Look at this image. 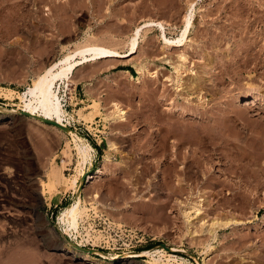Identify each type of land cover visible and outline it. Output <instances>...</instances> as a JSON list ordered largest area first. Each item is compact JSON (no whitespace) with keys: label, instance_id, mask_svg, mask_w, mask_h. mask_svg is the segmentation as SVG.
I'll return each mask as SVG.
<instances>
[{"label":"rangeland","instance_id":"rangeland-1","mask_svg":"<svg viewBox=\"0 0 264 264\" xmlns=\"http://www.w3.org/2000/svg\"><path fill=\"white\" fill-rule=\"evenodd\" d=\"M189 17L194 27L185 47L169 49L161 28H144L137 53L80 67L74 82L60 89L64 108L74 116L73 127L62 123L71 133L20 112L41 115L33 82L68 51L100 44L126 52L136 28L148 20L166 23V36L177 40L187 35ZM182 51L187 61L179 59ZM249 54L255 61L244 72L208 86V109L183 100L187 89L179 95L180 75L188 85L194 77L205 78L215 57ZM114 103L127 111L125 120L114 118ZM0 105V264H92L73 245L81 240L96 245V254H86L109 264H158L150 257L158 250L183 257L184 264H264V0H0ZM224 105L244 111L237 108L238 123L225 129L231 145H219L214 159L198 151L211 176L190 181L186 188L192 184L196 193L182 195L177 188L184 163L175 164L171 151L183 136L212 130L209 116L217 118ZM195 113L205 119L198 122ZM149 115L161 127L157 132ZM75 136L94 148L86 179L98 168L103 174L88 186L81 177L73 189ZM232 143L241 145L242 155L232 153ZM110 144L120 151L108 152ZM236 164L239 173L231 170ZM240 190L242 196L228 194ZM199 196L206 197L207 220L220 215L244 223L211 240L208 231L195 227L197 220L189 225L183 217L188 202ZM79 197L89 210L76 238L64 233L60 217Z\"/></svg>","mask_w":264,"mask_h":264},{"label":"bare ground","instance_id":"bare-ground-1","mask_svg":"<svg viewBox=\"0 0 264 264\" xmlns=\"http://www.w3.org/2000/svg\"><path fill=\"white\" fill-rule=\"evenodd\" d=\"M166 25L167 24L164 23L163 21H156V20L145 21L141 27L138 26L136 28L137 30L135 31L134 35L129 40V44H128L129 49L126 52H120L116 48H112L110 46H102L100 44H89L87 46L82 45L83 48L68 51L67 54H65L64 56L53 60L49 64L48 68L45 70L44 75L42 77L37 76V78L33 82L32 92L34 93V97H35V99H34V104H36L35 108H36V111L43 116H41L37 113H31L29 111H26V112L30 113L31 115H34V117H38V119L43 120V121H44V119L52 120V121L56 120L55 122H58L60 125L65 127L64 129L59 127L60 129L71 133L74 130L73 128H71L74 126V125L73 126L71 125L73 120H74V116L67 109H65L63 104H62L61 95H60V89H61L62 85H64L63 87H69L72 84V82H74V77H75L74 75H75L76 71L85 64L97 62L102 58H125V57H129L130 55H132L134 53H137L140 49V41H141L140 38L142 36L141 31L144 28H148V29L161 28L163 31L162 38L164 39V45L166 47H168L169 49H172L175 47H182V46L185 47L189 41V38L191 36L192 30L194 27V22L192 21V19L189 17L187 20V28H188L187 35L185 37H178L177 40H173V41H171V39L166 36ZM84 47H88V48H84ZM182 52H184V51H182ZM234 54H236V53H234ZM251 55H253V54H251ZM245 56L244 57L241 56V58L239 57V59H233V60H227V59H224L223 57H222L223 59H221V60L220 59L216 60L215 58H217V57H215V58L213 57L214 59L211 57L210 59H213V60H212V64H211L212 66L210 65V70L208 72L203 71V73L204 72L207 73L205 78L203 76L194 77L193 80L192 79H190L191 81L189 80L190 84H188V85H185V81H184L185 78L182 77V75H180L177 79V88H178L179 95H183V93H184L183 91L187 89L188 95H186V96H188V98H184L183 100L188 99L189 101L192 102V106L195 105V108H197V109H199L200 107L207 108L209 101L212 100V99L208 98L207 93L209 94L213 90L212 88H209L208 86L211 84L212 86H210V87L215 88L214 86H216V85L218 86L220 82H223L224 80H226L227 76L229 78L230 74L237 75L239 73L244 72V70H246V68L250 65L252 60H254V59H252V56L251 57L250 56L245 57ZM179 59L187 61L186 52L181 53ZM168 63H170V62H168ZM183 67H184L183 64H179V66L175 67V68L177 69V71H181ZM146 68H147L146 63L141 65L138 68L139 74L142 75V73H144L145 70H147ZM208 73H209V75H208ZM140 77L141 76L138 77V80L140 79ZM233 79H234V77H233ZM203 89H204L203 93H205V94H201V91H203ZM210 89H212V90H210ZM12 91L10 92V95L13 94ZM212 92H211V95L213 96ZM180 98H181V96H179L177 99H180ZM195 99H197V100L195 101ZM217 99H218V97H217ZM191 102H189V103H191ZM253 102L256 103V101H253ZM241 103L247 104L246 101L241 102ZM225 105H224V107H222V109H220V111H222L221 113H223L222 115H221V113L219 114V116L221 115L220 118H218L219 116L217 118H216V116L215 117L209 116L208 120H210L211 123L214 124V127H211L212 130H209V131H207V130L203 131L202 130L203 132L199 131V133L195 131V133H193L194 135L193 134L191 135L192 136L191 138H187V137L183 136L182 139L180 140V143L178 145L176 144V147L173 148V150H175V151H171V152H173V157H174L173 162L175 164H177L179 161L184 163L183 164V171H182L184 176L181 180L182 184L179 186V188H177V192H179L182 195L188 194V196L190 197V196H193L194 193H196L197 190H195V187L192 186V184L190 186H188L189 188H186L187 183H189L190 181L196 182L199 179L208 180L211 176L210 171L205 168V165H204L206 163L205 158H202L201 155L198 156V154H200L198 151L202 150L204 155H206V153H207L208 156H211L210 158L214 159V158L218 157V155L221 153V151L219 152V148H218L219 145L225 146V147L231 145L229 143L230 142L229 139L226 136L227 133L225 132V129L229 126V123L231 121L233 123H236V122L238 123L239 118H237V116L239 114L237 115V112L240 111L241 113H243L244 111L241 110L242 109L241 107H239V108L237 107L238 104L236 107L238 109H240L239 111L235 107L227 108V107H225ZM114 106L116 109L114 112L115 113L114 118H116L117 120L118 119L119 120H125L126 119L125 115H126L127 111L124 110L123 108H121L118 103H114ZM22 111H25V110H22ZM150 115H149V117H150ZM199 115L200 114H196V113L193 114V116H195V119L198 120V122L200 120L202 121L205 119V117L202 116L204 114L201 115L202 117H200ZM213 115H215V114H213ZM162 116H164V115H162ZM155 119L156 118L150 117L148 122H149V125L151 124V127L154 126V120ZM195 119L193 121H195ZM62 123L65 125L71 126V127H67V126L63 125ZM194 125H192V126H194ZM211 126H213V125H211ZM196 127L198 128V126H196ZM158 128H159V126H158ZM158 128H156L154 126L153 129L156 131ZM184 131L185 130H183V132ZM226 131H227V129H226ZM184 135H185V133H184ZM75 137H77V138H75L73 140H74L75 147H76L78 154H79V160H78V166L76 165L78 173L75 174L72 181H70L73 184V189H75L77 187V184L79 183L81 177H83L82 175L87 173V171L85 169L87 167L88 153L90 151L94 150V148L90 144L83 145L82 139L79 138L78 136H75ZM180 138H181V136H180ZM231 149H232V153L235 152V153H237V155L241 154L240 153V149H241L240 144L232 143ZM112 151H118L119 152L120 150H119L118 146H115L114 144H110L108 152H112ZM166 151H167V149H166ZM168 151H170V150H168ZM150 153H152V152H150ZM219 158H221V157H219ZM109 159L110 158H109V154H108V155H106V161H109ZM231 165H233V164H231ZM231 168L229 167V170ZM234 169H236V171L238 173L241 170L239 165H237V164H236V166L234 165V167L231 169L235 173ZM233 171H231V172H233ZM102 174H103L102 168H98V169L92 171L91 173H89L88 180H87V186L90 185L93 181L97 180ZM243 175H241V176H243ZM81 183H83V179H82ZM234 191H230V192H228V194H230V195L233 194L236 196L237 195H239V196L243 195L241 193V190L236 191V192H234ZM39 193L41 195V198H43L45 200H47L49 198L46 195V193L44 192V190H41ZM81 195H82V193H81ZM97 195H98V193H96L94 196L96 197ZM245 195H246V193H245ZM245 195H244V197H245ZM205 200H206V197L199 196L195 202H188L191 205L189 206L190 207L189 210L188 209L183 210V217L189 225H193L194 220H197L196 222L198 224L195 227H199L202 230V231L200 230L201 232L208 231V233H210L211 240H215L218 238L220 230L226 231L227 229H230V228L233 229L236 226L244 223L240 219H234V218H229V217L227 219H224L220 215H218L216 217L212 216L209 220H207L206 215H205L206 210H205V206H204ZM180 203H181L180 204L181 207L187 206V202L184 203L183 201H181ZM88 210H89V207L86 204L83 197H79L74 202H72L67 207H65L64 210L62 211L61 217H60L61 223L63 225H65L64 233L68 234V235H73L76 238L82 236V233L80 231V224H81V221L82 222L84 221L85 216L88 215ZM205 227H208V228H205ZM188 228H189V231H191V232L193 231V230H190L191 227H188ZM197 231H199V229L198 230L196 229V232ZM87 235H89V234H87ZM83 242H84V240H81L75 244L83 245L84 244ZM165 248L169 251L174 250L170 247L168 249V246ZM65 250H66V252L71 253L73 256L78 255L77 250L72 248V247H66ZM96 251L97 250L95 249V253H96ZM79 257L89 261L92 264H109V262H104L102 260H98L97 258L91 257L86 253L80 254ZM150 257H152L153 262L158 263V264H184L183 263L184 262L183 257H181L180 258L181 260H180L177 254L167 253L164 250H158V251H156V253H151ZM165 257H168L167 260L164 259ZM260 258L262 259V262H264V255L261 256Z\"/></svg>","mask_w":264,"mask_h":264},{"label":"water","instance_id":"water-1","mask_svg":"<svg viewBox=\"0 0 264 264\" xmlns=\"http://www.w3.org/2000/svg\"><path fill=\"white\" fill-rule=\"evenodd\" d=\"M3 110H5V108L2 107V106L0 105V111H3ZM20 112H21L22 114H25V115L31 116V117H33V118H35V119H38V117H34V115H31L30 113H28V112H26V111H22V110H20ZM39 120H40V119H39ZM42 121H43V120H42ZM44 122L51 123V124H53V125H56V126H58V127L63 128V129L65 128V127H63L62 125H60L58 122H55V121H52V120L44 119ZM86 176H87V175H84V176H83V183H84V184L86 183V180H87V179H86ZM73 245H74L75 248H77V249H79V250H81V251H84V252H86V253H89V254H96L94 248L83 247V246L78 245V244H75V243H73ZM162 246L167 247L166 244H162ZM168 249H169V247H168ZM173 251L177 252V251H180V250H173Z\"/></svg>","mask_w":264,"mask_h":264},{"label":"built area","instance_id":"built-area-1","mask_svg":"<svg viewBox=\"0 0 264 264\" xmlns=\"http://www.w3.org/2000/svg\"><path fill=\"white\" fill-rule=\"evenodd\" d=\"M81 246H83V247H92V248H95L96 247V245H93L92 243H84Z\"/></svg>","mask_w":264,"mask_h":264}]
</instances>
